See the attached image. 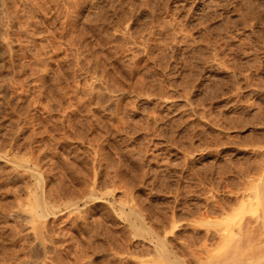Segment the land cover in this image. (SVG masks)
Here are the masks:
<instances>
[{
	"label": "rangeland",
	"instance_id": "obj_1",
	"mask_svg": "<svg viewBox=\"0 0 264 264\" xmlns=\"http://www.w3.org/2000/svg\"><path fill=\"white\" fill-rule=\"evenodd\" d=\"M263 174L264 0H0V264H206Z\"/></svg>",
	"mask_w": 264,
	"mask_h": 264
},
{
	"label": "bare ground",
	"instance_id": "obj_2",
	"mask_svg": "<svg viewBox=\"0 0 264 264\" xmlns=\"http://www.w3.org/2000/svg\"><path fill=\"white\" fill-rule=\"evenodd\" d=\"M62 34V33H61ZM33 58V56H32ZM37 63V62H36ZM45 65V64H44ZM63 69V68H62ZM47 72V71H46ZM83 100V99H82ZM91 101V100H90ZM89 101V102H90ZM84 102V101H83ZM36 133V132H35ZM78 134V133H77ZM34 135V133H33ZM79 135V134H78ZM80 136V135H79ZM78 136V137H79ZM32 138V137H31ZM80 138V137H79ZM76 139V138H74ZM81 139V138H80ZM79 140V139H78ZM82 140V139H81ZM84 140V139H83ZM89 140V139H88ZM92 141V139H90ZM94 140V139H93ZM90 141V142H91ZM95 142V141H93ZM94 144V143H93ZM92 144V145H93ZM97 146V145H96ZM99 151V150H98ZM102 151V150H101ZM101 155V154H100ZM101 160V159H100ZM262 164V163H260ZM239 168V167H238ZM250 168V167H249ZM248 168V169H249ZM263 168V167H262ZM240 169V168H239ZM251 170V169H250ZM261 170V169H260ZM36 172V170H35ZM262 172V171H261ZM239 173V172H238ZM33 174V172H32ZM243 174V173H242ZM34 175L37 176L36 173H34ZM33 175V176H34ZM241 175V174H240ZM113 176V175H112ZM38 178V176H37ZM36 178V179H37ZM75 178V177H73ZM100 178V177H99ZM108 178V177H107ZM114 178V177H113ZM259 178V177H258ZM257 178V183H250L249 181V185L250 187H248L247 185V189L246 192L249 190L252 191L251 194H247L243 196V199H241V204L240 207L236 210V213L233 217L232 222L228 225V227L222 231L223 234L221 235V239H220V244H227L230 243L229 245H232V240L234 242V249H232L233 251H229L227 249H225L222 253L220 254H216L215 256H210L209 260L206 262V264H264V174L263 176H261V178L258 180ZM92 179V178H91ZM118 180V179H117ZM41 181V179H40ZM39 184V181H37ZM42 182V181H41ZM64 182V181H63ZM252 182V181H251ZM92 183V182H91ZM26 184V183H25ZM32 184V183H31ZM43 184V183H42ZM64 186V185H63ZM76 186V185H75ZM28 187V186H27ZM97 187V186H96ZM25 188V187H24ZM80 188V187H79ZM30 189V188H29ZM32 189V188H31ZM53 189V188H52ZM28 190V189H27ZM54 190V189H53ZM81 190V189H80ZM240 191V190H239ZM242 191V190H241ZM244 191V190H243ZM31 192V191H30ZM32 193V192H31ZM34 193V192H33ZM29 194V197H33L34 194ZM68 193V191H67ZM92 193V192H90ZM52 194V193H51ZM27 195V194H26ZM28 196V195H27ZM64 196V195H63ZM92 198V197H91ZM31 199V198H30ZM29 199V200H30ZM34 199H35V203L37 204L38 207H36L35 209H33L31 211L32 215H37L36 217H39V219L41 218H45L49 215H47L48 209H49V204L46 201V197L45 200L42 204V209H40V205L41 202L39 200L38 195L35 196L34 195ZM59 199V198H58ZM33 200V199H32ZM51 201V200H50ZM66 201V200H65ZM123 203V202H122ZM52 205V204H51ZM50 205V207H51ZM27 206V205H26ZM71 206V204H70ZM54 207V206H53ZM53 207H51L53 209ZM33 208V207H32ZM39 208V209H38ZM76 209V208H75ZM263 209V210H262ZM50 211V210H49ZM55 211V209H54ZM194 211V210H193ZM124 211L122 210V213ZM131 212V211H130ZM133 213V212H132ZM30 214V213H29ZM30 214V215H31ZM53 214V213H52ZM135 214V213H134ZM250 214L251 218L254 217V219L251 220L248 219V222L246 219V216ZM58 216V215H57ZM130 216V215H129ZM33 217V216H32ZM36 217L33 219L35 220ZM55 217V216H54ZM138 218V217H137ZM31 220V219H30ZM131 220V218L129 219ZM133 221V220H132ZM130 222V221H129ZM134 222V221H133ZM135 223V222H134ZM134 228L136 230L140 229L141 230V226L138 223H135ZM36 225V223H35ZM39 225V224H38ZM234 226H236L237 228L234 230ZM40 227V226H39ZM38 227V229H39ZM223 229V228H222ZM34 230V228H33ZM148 230V229H147ZM42 231V229H41ZM152 231V230H151ZM36 232V231H35ZM48 232V231H47ZM46 232V233H47ZM38 237L41 238L42 237V232H40V229L38 230V232H36ZM35 233V234H36ZM49 233V232H48ZM52 234V233H51ZM51 236V235H50ZM49 236V237H50ZM165 239V238H164ZM47 241V240H46ZM44 242V241H43ZM43 242H41L42 246ZM55 242V241H54ZM45 243V242H44ZM53 244V242H51ZM161 247L162 249L165 250L164 247H166L165 241L161 242ZM228 246V245H227ZM79 247V246H77ZM229 247V246H228ZM232 247V246H231ZM230 247V248H231ZM64 249V248H63ZM81 249V248H80ZM33 250V249H32ZM75 250V249H74ZM163 251V253H165L163 255V257H167L169 258V256L167 255V252ZM246 252L250 253V255H247ZM119 253V252H118ZM121 253V252H120ZM47 254V253H46ZM77 254V253H76ZM256 256H255V255ZM75 255V254H74ZM78 256V255H77ZM47 258V256H46ZM166 258V259H167ZM25 259V258H24ZM79 260V259H78ZM119 262V261H118ZM114 263V262H113ZM117 264V263H116Z\"/></svg>",
	"mask_w": 264,
	"mask_h": 264
}]
</instances>
